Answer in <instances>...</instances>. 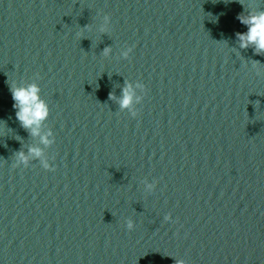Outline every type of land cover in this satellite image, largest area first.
Segmentation results:
<instances>
[{"label":"water","instance_id":"1","mask_svg":"<svg viewBox=\"0 0 264 264\" xmlns=\"http://www.w3.org/2000/svg\"><path fill=\"white\" fill-rule=\"evenodd\" d=\"M260 13L0 0V264H264V51L237 36Z\"/></svg>","mask_w":264,"mask_h":264},{"label":"clouds","instance_id":"2","mask_svg":"<svg viewBox=\"0 0 264 264\" xmlns=\"http://www.w3.org/2000/svg\"><path fill=\"white\" fill-rule=\"evenodd\" d=\"M242 23L248 25V32L246 34L238 33L237 36L241 41V47H247L249 44H253L258 52L264 51V13H260L257 16L242 19ZM12 98L15 101L13 105L17 109L16 117L20 121L21 125L26 129H31L32 134L36 135V129L33 128L34 124H37L46 115V106L38 98L39 89L37 86L32 85L27 89L15 88L12 89ZM130 102V97L125 90L124 98L121 100V106H127ZM47 143V141H45ZM36 155H39L38 149H33ZM21 158H23V155ZM47 167V165H45ZM131 228V224H129ZM182 264V262H177Z\"/></svg>","mask_w":264,"mask_h":264}]
</instances>
